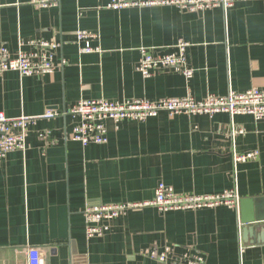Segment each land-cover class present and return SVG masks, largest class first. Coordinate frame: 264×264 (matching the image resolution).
Segmentation results:
<instances>
[{
  "label": "crops",
  "instance_id": "0c3cea01",
  "mask_svg": "<svg viewBox=\"0 0 264 264\" xmlns=\"http://www.w3.org/2000/svg\"><path fill=\"white\" fill-rule=\"evenodd\" d=\"M0 0V47L10 57L47 42L54 70L43 76H0V112L8 117L64 111L80 100L158 101L225 96L264 89V0L227 10L180 11L172 6L108 9L109 0ZM96 35L98 52H79L76 33ZM188 43L193 76L136 71L141 50L169 54ZM70 117L28 127L27 147L0 159V264H264V121L252 116L169 115L106 123V144L70 140ZM242 135L232 136L233 128ZM257 152L237 163L235 154ZM177 195L235 191L238 209L130 211L87 239L83 211L150 201L158 184ZM167 253L166 261L150 253Z\"/></svg>",
  "mask_w": 264,
  "mask_h": 264
},
{
  "label": "built area",
  "instance_id": "2783aa9c",
  "mask_svg": "<svg viewBox=\"0 0 264 264\" xmlns=\"http://www.w3.org/2000/svg\"><path fill=\"white\" fill-rule=\"evenodd\" d=\"M250 0H109L108 9L121 10L133 7L172 6L180 11L202 12L208 9L221 8L227 10L235 3ZM32 5L38 8H51L58 6V0H31ZM94 33L79 30L76 33V43L79 52H98L90 45L95 39ZM36 52H21L16 57H10L5 47H0V76L6 72H17L23 77L43 76L51 74L54 70L53 50L56 45L40 42L36 45ZM188 43L180 40L176 50L169 54L151 53L150 50H141V58L136 71L144 78H150L157 70H172L183 75L186 79L193 76V70L188 67L186 50ZM169 115H206L212 117L219 113L230 116L248 115L256 121H264V89H249L237 93L229 92L225 96L208 95L205 99L197 101L190 96L182 98H167L158 101L145 99H132L122 102L98 100H80L64 111H45L37 116L8 117L0 112V159L8 153L23 151L27 147L28 127L43 119H53L68 116L72 120L70 140L82 146L89 144H106L108 141L106 123L117 125L123 121L143 122L156 117L160 113ZM243 129L233 128L232 136L242 135ZM257 152L235 154L233 159L237 163L254 160ZM224 206L238 209L239 198L235 191H224L218 195H177L164 183L158 184L154 197L150 201L136 203H114L97 207L86 208L83 211L85 220V235L87 239L101 237L109 228L108 222L126 215L130 211L154 207L160 213L168 211H186L199 209H212ZM165 253H150L151 257L159 261H166ZM26 264H43L37 250H27ZM201 259L195 257L191 264H200Z\"/></svg>",
  "mask_w": 264,
  "mask_h": 264
}]
</instances>
